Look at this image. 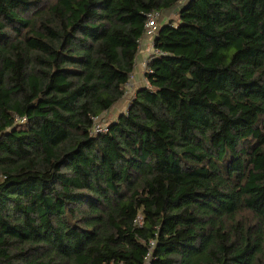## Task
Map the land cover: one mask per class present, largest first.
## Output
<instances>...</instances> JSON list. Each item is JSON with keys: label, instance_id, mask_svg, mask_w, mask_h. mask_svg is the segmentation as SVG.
Segmentation results:
<instances>
[{"label": "trees", "instance_id": "obj_1", "mask_svg": "<svg viewBox=\"0 0 264 264\" xmlns=\"http://www.w3.org/2000/svg\"><path fill=\"white\" fill-rule=\"evenodd\" d=\"M0 264H264V0H0Z\"/></svg>", "mask_w": 264, "mask_h": 264}, {"label": "crops", "instance_id": "obj_2", "mask_svg": "<svg viewBox=\"0 0 264 264\" xmlns=\"http://www.w3.org/2000/svg\"><path fill=\"white\" fill-rule=\"evenodd\" d=\"M167 21V17L164 16L162 21ZM150 38L144 36L140 45V53L138 55V62L135 68V72H133V76L131 78L130 85L132 89L129 93H135L138 89L143 88L147 85V81L145 79V70L143 68V63L151 56L154 52V49L151 45ZM124 102V101H123ZM122 104V103H121Z\"/></svg>", "mask_w": 264, "mask_h": 264}, {"label": "built area", "instance_id": "obj_3", "mask_svg": "<svg viewBox=\"0 0 264 264\" xmlns=\"http://www.w3.org/2000/svg\"><path fill=\"white\" fill-rule=\"evenodd\" d=\"M160 18H161V14L159 12H154V13L150 14L148 21H147V24H146V28H145V36L150 38L149 40L151 41V45H152L153 49H154V38L157 35L158 23H159ZM148 60H149V58L143 63V68H144L145 72L147 70ZM129 89H130V84L128 85V93H129ZM18 120L21 124H23L25 122L24 119L19 118ZM98 122L96 123L95 128H94V132H96V133H100V132L104 131V129L102 128V126ZM136 223L138 225L143 224V217L141 215H139L137 217Z\"/></svg>", "mask_w": 264, "mask_h": 264}, {"label": "rangeland", "instance_id": "obj_4", "mask_svg": "<svg viewBox=\"0 0 264 264\" xmlns=\"http://www.w3.org/2000/svg\"><path fill=\"white\" fill-rule=\"evenodd\" d=\"M177 11L178 8L174 9L173 11H171L168 15L165 14H161V19L164 16H167L169 19L171 18L172 20H175V18L177 17ZM132 86L130 85V89L129 92L131 91ZM133 93H127L126 99L123 100L124 102H122V104L115 106L110 113H108V115L106 116V118L104 119H100L99 121L102 122V124L104 126L108 125L109 123H111V121H113L114 119H116V117L120 114V113H125L128 109V105L130 102V99L132 97ZM104 120V123H103Z\"/></svg>", "mask_w": 264, "mask_h": 264}]
</instances>
